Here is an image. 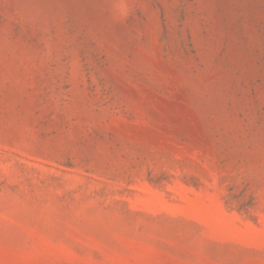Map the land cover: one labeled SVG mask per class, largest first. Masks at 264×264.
Wrapping results in <instances>:
<instances>
[{"label": "rangeland", "instance_id": "obj_1", "mask_svg": "<svg viewBox=\"0 0 264 264\" xmlns=\"http://www.w3.org/2000/svg\"><path fill=\"white\" fill-rule=\"evenodd\" d=\"M0 0V264H264V0Z\"/></svg>", "mask_w": 264, "mask_h": 264}, {"label": "clouds", "instance_id": "obj_2", "mask_svg": "<svg viewBox=\"0 0 264 264\" xmlns=\"http://www.w3.org/2000/svg\"><path fill=\"white\" fill-rule=\"evenodd\" d=\"M128 15V9L124 0H115L114 4V18L123 19Z\"/></svg>", "mask_w": 264, "mask_h": 264}]
</instances>
